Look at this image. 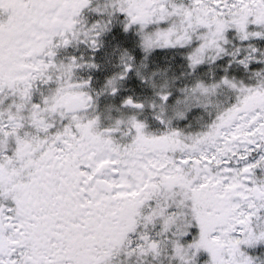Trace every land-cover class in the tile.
Segmentation results:
<instances>
[{"label":"snow or ice","instance_id":"1","mask_svg":"<svg viewBox=\"0 0 264 264\" xmlns=\"http://www.w3.org/2000/svg\"><path fill=\"white\" fill-rule=\"evenodd\" d=\"M0 264H264V0H0Z\"/></svg>","mask_w":264,"mask_h":264}]
</instances>
